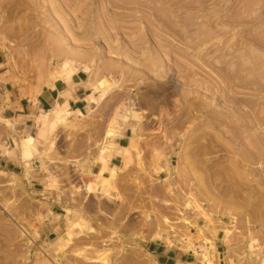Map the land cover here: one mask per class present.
<instances>
[{"label": "rangeland", "instance_id": "374dc122", "mask_svg": "<svg viewBox=\"0 0 264 264\" xmlns=\"http://www.w3.org/2000/svg\"><path fill=\"white\" fill-rule=\"evenodd\" d=\"M79 71L82 114L6 112ZM154 244L264 264V0H0V264Z\"/></svg>", "mask_w": 264, "mask_h": 264}, {"label": "crops", "instance_id": "0c3cea01", "mask_svg": "<svg viewBox=\"0 0 264 264\" xmlns=\"http://www.w3.org/2000/svg\"><path fill=\"white\" fill-rule=\"evenodd\" d=\"M83 76L84 73L79 71L74 73L68 80L56 79L44 85L37 93L32 105L22 101H13L9 97L11 107L7 108L6 112L13 119L19 121L20 124L26 126L31 122L33 113L39 114L49 111L56 106H60L75 115L82 114L85 110L86 98L90 95V89L84 86ZM1 97L4 98V94H1ZM128 134L129 132L125 130L116 139V151L126 147ZM117 162H120V156L114 153L110 160V168L111 165L116 167ZM150 252L157 264H188L192 260L190 253L167 249L160 244H154Z\"/></svg>", "mask_w": 264, "mask_h": 264}, {"label": "bare ground", "instance_id": "6f19581e", "mask_svg": "<svg viewBox=\"0 0 264 264\" xmlns=\"http://www.w3.org/2000/svg\"><path fill=\"white\" fill-rule=\"evenodd\" d=\"M60 112H61V110H60ZM59 114H61V113H59V111H58V112L55 111V118H56V120H58V119L61 120L60 117H59V116H60ZM61 116H62V115H61ZM111 175H112V173H111ZM199 257H200V256H199ZM200 258H201V257H200Z\"/></svg>", "mask_w": 264, "mask_h": 264}]
</instances>
